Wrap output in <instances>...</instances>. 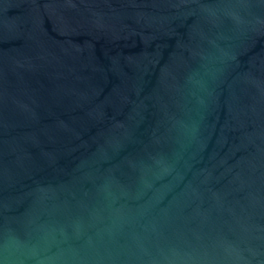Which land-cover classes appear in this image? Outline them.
Returning a JSON list of instances; mask_svg holds the SVG:
<instances>
[{
  "label": "water",
  "instance_id": "95a60500",
  "mask_svg": "<svg viewBox=\"0 0 264 264\" xmlns=\"http://www.w3.org/2000/svg\"><path fill=\"white\" fill-rule=\"evenodd\" d=\"M0 264H264V0H0Z\"/></svg>",
  "mask_w": 264,
  "mask_h": 264
}]
</instances>
